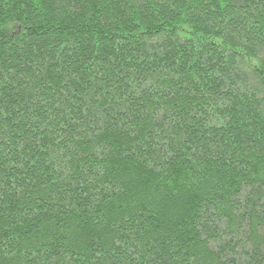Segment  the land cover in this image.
Listing matches in <instances>:
<instances>
[{
	"label": "trees",
	"instance_id": "1",
	"mask_svg": "<svg viewBox=\"0 0 264 264\" xmlns=\"http://www.w3.org/2000/svg\"><path fill=\"white\" fill-rule=\"evenodd\" d=\"M0 264H264V0H0Z\"/></svg>",
	"mask_w": 264,
	"mask_h": 264
}]
</instances>
